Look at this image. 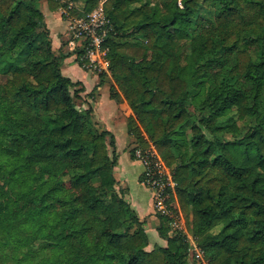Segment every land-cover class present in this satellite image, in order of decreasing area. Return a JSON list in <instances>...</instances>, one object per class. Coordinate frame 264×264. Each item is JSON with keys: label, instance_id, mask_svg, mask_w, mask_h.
<instances>
[{"label": "trees", "instance_id": "16d2710c", "mask_svg": "<svg viewBox=\"0 0 264 264\" xmlns=\"http://www.w3.org/2000/svg\"><path fill=\"white\" fill-rule=\"evenodd\" d=\"M41 1L0 0V264H189L165 217L167 247L147 250L146 221L118 189L116 138L74 105L72 54L54 52ZM66 1L83 4L74 17L103 6L129 135L171 171L209 264H264V0Z\"/></svg>", "mask_w": 264, "mask_h": 264}, {"label": "crops", "instance_id": "0c3cea01", "mask_svg": "<svg viewBox=\"0 0 264 264\" xmlns=\"http://www.w3.org/2000/svg\"><path fill=\"white\" fill-rule=\"evenodd\" d=\"M60 5L61 7L58 10L52 11L49 8L48 0H42L40 8L50 30L54 52L57 54L60 52L67 54V49L71 52L69 48L70 41L68 40L70 33L68 31L71 30L74 21L85 17H74L69 12L70 9L83 12V4L80 2L70 1L68 3L66 0H60ZM88 69L90 68L87 66H81L77 62L76 55L72 54L65 59L62 65V74L70 78L73 82L81 83L83 92L79 93V97H89L96 89L100 91L101 95L95 97L96 101L93 108L103 127L113 133L116 138L119 163L115 169V177L119 183V187L129 189L128 199L131 207L141 220L146 221L145 229L149 238L147 250L152 251L156 247L165 248L168 243L160 237L158 232L160 219L154 211L152 193L140 180L144 173V168L139 161L133 159L131 154L132 148L134 146L136 147V141L129 135L128 120L134 117V113L123 96L119 99L112 98L110 91L104 87V84L98 87L101 83L100 76L92 74ZM104 76L114 81L112 75ZM104 90H107L106 95H102ZM82 107L86 108L84 105ZM151 235L154 238L153 243L150 241ZM169 236L172 237L170 233Z\"/></svg>", "mask_w": 264, "mask_h": 264}, {"label": "built area", "instance_id": "2783aa9c", "mask_svg": "<svg viewBox=\"0 0 264 264\" xmlns=\"http://www.w3.org/2000/svg\"><path fill=\"white\" fill-rule=\"evenodd\" d=\"M110 29L102 5L85 18L74 21L71 28L75 41H70V49L74 51L81 46L87 66L104 75H111L107 60L108 49L104 47ZM135 157L144 168L143 174L146 178L144 184L152 193L155 213L169 220L170 235L185 241L189 256L198 264H209L198 238L191 233L182 212L172 173L160 158L154 145L149 142L148 149H137Z\"/></svg>", "mask_w": 264, "mask_h": 264}, {"label": "rangeland", "instance_id": "374dc122", "mask_svg": "<svg viewBox=\"0 0 264 264\" xmlns=\"http://www.w3.org/2000/svg\"><path fill=\"white\" fill-rule=\"evenodd\" d=\"M206 16V17H205ZM205 16H203L205 19L206 18H208L207 17V15H205ZM198 31V30H197ZM68 33H70L69 34V41H71V40H74L75 41V38H74V35H73V31L72 30H69L68 31ZM69 48H70V46H69ZM71 50V49H70ZM67 53H71V54H75L76 55V59H78V58H80L81 59V61H85V58H84V50H83V48L81 47V46H78L77 47V49L76 50H71L72 52H69V49H67ZM83 51V53H81L80 55H79V53L80 52H82ZM60 53H62V52H60ZM63 54V53H62ZM87 67H89V66H87ZM91 69V70H90ZM90 69H88V71L89 72H92V74H97V75H100L101 74V72L100 71H98V70H94V69H92V68H90ZM1 81H5V77H3L2 79H1ZM104 84V87H106L109 91H110V93H111V88H112V86L114 85L116 88H117V92H119V94H120V96H123L122 94H121V92H120V90H119V88H118V86H116V84H115V82L113 81V80H109V79H107L106 77H105V83H103ZM243 84V83H242ZM244 86H245V89L247 90V91H249V89L251 88V85L250 84H243ZM80 89V87H76V88H72V90H71V92H72V94L74 95V93H75V91L76 90H79ZM107 91V90H106ZM106 91L104 90V92H103V94L102 95H106ZM102 92V91H101ZM83 95V94H82ZM97 95H101L100 94V91L98 90V89H96V90H94L93 92H92V94L89 96V97H86V98H84L83 96H80V97H76V98H74V100H73V103H74V105L77 107V109H79V110H86V109H88V108H92L93 110H94V108H93V105H94V103H95V97L97 96ZM86 106V108H83L82 106ZM94 116H95V123L98 125V128L100 129V130H106L104 127H103V125H102V123L100 122V120L98 119V117L96 116V114H95V111H94ZM235 120L236 121H241L240 119H239V117H235ZM134 138V137H133ZM135 139V138H134ZM136 140V139H135ZM142 146H140V145H138V142H136V147L134 146L133 148H132V150H131V154H132V157H133V159L135 160V161H137L136 160V157H135V152H136V149H138V148H141ZM233 150H234V153L235 154H237L238 156H240V155H242V153H241V150L239 149V148H233ZM45 151H48L47 149H45ZM119 163V162H118ZM118 166V165H117ZM116 169V168H115ZM60 170L62 171V173H63V175H62V182H63V184H64V186L68 189V191L70 192V193H72V195H73V197H72V199H73V201L75 202V206H74V210H76V211H78V210H80V208H79V205H78V199H79V197H80V194H81V188L78 186V185H76V184H73V183H71V181H70V167H69V164L68 163H61V166H60ZM148 188V187H147ZM118 189H120V190H124L125 192V195H124V199L130 204V202H129V199H128V191H129V189L128 188H121V187H119ZM150 193V192H149ZM148 195V194H147ZM147 195H145V197L146 198H148V196ZM131 205V204H130ZM157 215V214H156ZM158 217H159V215H157ZM186 218V217H185ZM186 220L188 221V223H192V220H193V218L192 217H190V218H186ZM189 225V224H188ZM221 227L222 226H218V227H216L213 231H214V233H216V232H218L220 229H221ZM151 240V243H153L154 242V238H153V236L151 235V238H150ZM188 262H189V264H198L196 261H194L190 256H189V258H188Z\"/></svg>", "mask_w": 264, "mask_h": 264}]
</instances>
